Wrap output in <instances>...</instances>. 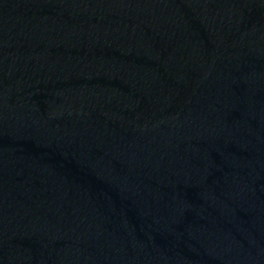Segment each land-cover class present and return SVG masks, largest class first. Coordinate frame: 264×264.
<instances>
[{"label":"water","instance_id":"obj_1","mask_svg":"<svg viewBox=\"0 0 264 264\" xmlns=\"http://www.w3.org/2000/svg\"><path fill=\"white\" fill-rule=\"evenodd\" d=\"M0 264H264V0H0Z\"/></svg>","mask_w":264,"mask_h":264}]
</instances>
